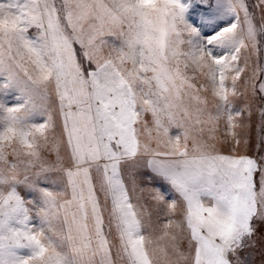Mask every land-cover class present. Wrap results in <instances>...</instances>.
Wrapping results in <instances>:
<instances>
[{
  "label": "snow or ice",
  "instance_id": "1",
  "mask_svg": "<svg viewBox=\"0 0 264 264\" xmlns=\"http://www.w3.org/2000/svg\"><path fill=\"white\" fill-rule=\"evenodd\" d=\"M257 105L264 0H0V264H264Z\"/></svg>",
  "mask_w": 264,
  "mask_h": 264
},
{
  "label": "rangeland",
  "instance_id": "2",
  "mask_svg": "<svg viewBox=\"0 0 264 264\" xmlns=\"http://www.w3.org/2000/svg\"><path fill=\"white\" fill-rule=\"evenodd\" d=\"M259 105L253 108V115L251 118L245 116V123L250 124V127L245 129L241 136L240 151L241 154H246L251 157H258L260 154H264V147H260L258 150V140L260 136H264V132H258L257 125L260 123V114L258 111ZM246 134V135H245ZM247 138L248 144L245 146L243 140ZM222 150L230 152L231 149L228 146H222ZM261 258L259 248L253 250L252 259L253 264H259Z\"/></svg>",
  "mask_w": 264,
  "mask_h": 264
}]
</instances>
